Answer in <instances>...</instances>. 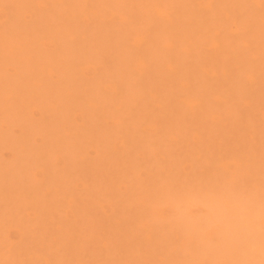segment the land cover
<instances>
[{
  "label": "rangeland",
  "instance_id": "1",
  "mask_svg": "<svg viewBox=\"0 0 264 264\" xmlns=\"http://www.w3.org/2000/svg\"><path fill=\"white\" fill-rule=\"evenodd\" d=\"M38 2L0 0V261L258 264L260 0H46L58 6H30ZM238 17L248 19L252 37ZM33 18L39 27L27 25ZM10 35L18 46L6 56ZM6 95L17 102L6 103ZM249 108V119L238 117V109ZM240 144L250 149L244 171L256 177L252 203L223 188L209 195L214 186L207 181L200 194L182 198L157 180L160 159L191 166L201 151L220 157L221 149L226 155ZM197 203L222 226L239 222L254 247L200 253L165 245L170 228L197 231L203 221L187 214ZM145 208L152 212L149 238L142 246L126 244L130 214L144 222ZM165 209L174 215H160Z\"/></svg>",
  "mask_w": 264,
  "mask_h": 264
},
{
  "label": "snow or ice",
  "instance_id": "2",
  "mask_svg": "<svg viewBox=\"0 0 264 264\" xmlns=\"http://www.w3.org/2000/svg\"><path fill=\"white\" fill-rule=\"evenodd\" d=\"M37 8H55L58 5L47 3L46 0H39L38 3L30 5ZM153 7H171L170 5H152ZM202 7H214L212 4H203ZM119 7H128V5H119ZM239 7H254V5H239ZM260 40H261V156H260V175H259V223H260V260L258 264H264V0H260ZM114 22H119L114 20ZM237 23L244 26L249 32L250 37L254 32V28L249 24L246 17H238ZM30 27H39V20L33 18L26 22ZM133 39L136 37L133 36ZM6 56L17 47L15 36H8L4 43ZM6 73L11 76L13 74V66L5 65ZM251 79V75L248 77ZM6 103H16L15 97L5 96ZM237 115L241 119H249L251 109H238ZM214 157L211 151H201L200 156L191 161V166L183 161H177L173 164L169 159H160L158 161L159 175L157 180L161 186H172L179 197H195L203 191L202 182L207 181L214 187L209 188V195L219 189H227L237 193L242 198H246L249 203L254 202L257 192V182L255 174L252 171L245 172L246 157L249 156V146L240 144L230 147L227 154ZM11 155V153H9ZM247 166L251 167L250 159ZM147 185L152 184V177L146 176ZM141 191H144L141 189ZM188 215L203 221L197 231L193 232L191 226L185 228H170L163 237L165 245L173 246L177 251L191 250L193 252H205L208 248L220 249L231 246L236 249L251 250L254 247L253 240L249 235L241 232L239 222L230 223L222 226L219 221L209 219L208 208L197 203L195 208H191L187 212ZM143 215L148 219L144 222H138V217L132 213L128 219L129 237L125 241L126 244L142 246L149 238L153 225L150 220L152 212L145 208ZM160 215L171 216L174 212L171 209L162 210ZM251 223L252 216H249ZM0 264H257L255 261L249 260H213V259H191V260H143V259H126V260H105V259H89V260H68V259H46V260H6L0 261Z\"/></svg>",
  "mask_w": 264,
  "mask_h": 264
}]
</instances>
